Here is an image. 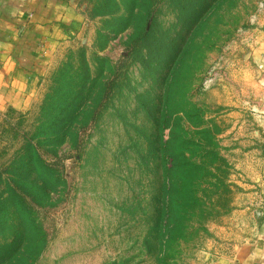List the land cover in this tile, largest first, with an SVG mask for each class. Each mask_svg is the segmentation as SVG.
I'll use <instances>...</instances> for the list:
<instances>
[{
  "label": "rangeland",
  "instance_id": "obj_1",
  "mask_svg": "<svg viewBox=\"0 0 264 264\" xmlns=\"http://www.w3.org/2000/svg\"><path fill=\"white\" fill-rule=\"evenodd\" d=\"M71 7L76 16L35 93L0 114V196L15 185L45 230L35 264L233 257L264 222V0H74ZM182 50L186 59L174 70ZM66 102L76 110L66 137L46 138L42 125H53ZM183 152L202 167L194 173L202 179L189 193L196 203L176 214L180 246L166 253L153 229L168 156ZM39 156L56 175H41L45 189L28 197L16 172Z\"/></svg>",
  "mask_w": 264,
  "mask_h": 264
},
{
  "label": "trees",
  "instance_id": "obj_2",
  "mask_svg": "<svg viewBox=\"0 0 264 264\" xmlns=\"http://www.w3.org/2000/svg\"><path fill=\"white\" fill-rule=\"evenodd\" d=\"M186 45L184 46L186 47ZM185 59L186 51L183 52L182 50L173 64V69L180 68ZM172 83L170 81L167 84L168 89L172 86ZM82 93L83 91L79 94L82 95ZM165 93L166 96L161 100L163 107L167 105L169 90L166 89ZM65 106L66 108L61 106L64 113L55 115L50 122L53 125H42L43 127L41 128L49 131L45 134L46 138L61 137L64 135L62 134L64 129L71 127L73 124V117L76 113L74 105L72 102H66ZM64 137L66 135L61 139H64ZM168 158H170L171 165L167 168V175L170 180L164 191L163 204L158 210L157 224L153 229L156 231L155 233L161 234V236L163 234L160 248L166 253H170L173 245L177 244V246H180L176 242V235L181 231V224L178 221L175 222L176 214L181 209L188 211L189 209L185 208L192 207L190 205L196 203L197 197L190 196L189 193L202 179L199 180V177H195L194 174L197 169L202 167L188 161L184 152L180 155L170 154ZM179 172L182 173L181 179L175 178ZM16 175L18 179L14 181L19 185L18 188L25 189V193L30 197L34 193L37 195L41 194L45 189V183L41 180V175H47L52 178L56 175V171L45 165L39 156L30 162L23 163L18 168ZM8 187L9 195L7 197L0 196V237L3 239L0 238V264H19L24 259L27 261L26 264H35L47 243L45 230L36 223L33 218V208L28 204L25 197L17 192L15 185L13 186L10 183ZM174 216L175 218H173ZM21 218H24V221H21ZM16 221L19 222L16 227L10 229L9 226L8 228L9 223L15 224ZM162 230L164 233H162ZM6 233H10V235L4 238ZM25 243L27 244L25 245Z\"/></svg>",
  "mask_w": 264,
  "mask_h": 264
},
{
  "label": "crops",
  "instance_id": "obj_3",
  "mask_svg": "<svg viewBox=\"0 0 264 264\" xmlns=\"http://www.w3.org/2000/svg\"><path fill=\"white\" fill-rule=\"evenodd\" d=\"M74 0H0V114L38 87L51 50L66 38ZM213 264H264V222L256 239Z\"/></svg>",
  "mask_w": 264,
  "mask_h": 264
}]
</instances>
